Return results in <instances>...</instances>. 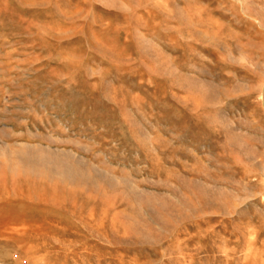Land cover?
Wrapping results in <instances>:
<instances>
[{
	"label": "rangeland",
	"instance_id": "obj_1",
	"mask_svg": "<svg viewBox=\"0 0 264 264\" xmlns=\"http://www.w3.org/2000/svg\"><path fill=\"white\" fill-rule=\"evenodd\" d=\"M0 264H264V0H0Z\"/></svg>",
	"mask_w": 264,
	"mask_h": 264
}]
</instances>
